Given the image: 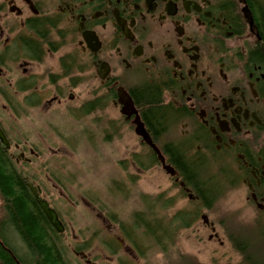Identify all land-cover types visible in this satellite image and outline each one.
<instances>
[{
  "label": "flooded vegetation",
  "instance_id": "flooded-vegetation-1",
  "mask_svg": "<svg viewBox=\"0 0 264 264\" xmlns=\"http://www.w3.org/2000/svg\"><path fill=\"white\" fill-rule=\"evenodd\" d=\"M91 80L97 84L81 99L76 91L90 88ZM143 87L160 95L159 128L145 121L138 105ZM137 116L173 175L137 134ZM81 125L94 133L103 130L93 142L110 146L129 131V139L142 146L117 160L121 172L130 175L112 185L124 200L128 185L157 160L191 206L189 213L185 205L173 216L186 220L193 214L191 226L201 219L211 231L209 241L223 245L229 239L218 216L225 193H239L247 217L264 220V0H0V129L10 144L0 140L4 158L26 164L32 161L28 152L38 156L28 148L36 143L26 129ZM85 140L91 143L89 134ZM208 169L215 177L211 183L204 176ZM20 174L26 181L25 172ZM30 184L38 204L32 187L39 199H45L43 190ZM1 190L0 264H32ZM151 194L139 196L146 210L133 218L169 219V192ZM154 199L162 211L152 207ZM49 204L64 225L62 233L51 225L64 241L57 246L85 264H99L77 242L66 244L65 220ZM211 214L217 216L210 219ZM103 220L112 218L103 215ZM112 239L117 252L105 250L104 264L112 257L135 264L147 261L152 244L140 249L131 239L153 240L154 234L121 228Z\"/></svg>",
  "mask_w": 264,
  "mask_h": 264
},
{
  "label": "rangeland",
  "instance_id": "rangeland-1",
  "mask_svg": "<svg viewBox=\"0 0 264 264\" xmlns=\"http://www.w3.org/2000/svg\"><path fill=\"white\" fill-rule=\"evenodd\" d=\"M89 84L90 88H85L83 85L76 91L81 95V99L89 97L97 82L91 80ZM88 128L90 129L89 126L81 125L60 126L54 130H24L36 143L28 148H33L38 156H31L28 152L27 156L31 157L32 161L28 165L18 164V167L29 176L33 185L41 186L43 197L61 212L68 228L65 232L67 238H64L67 241L66 244L68 245L70 241L75 244L77 242L79 247L85 249L95 261L104 264L107 258L105 250H108L110 255L113 251L117 252L112 236L120 234L121 228L131 226V220L136 211L146 210L141 205V200H138L139 196H144L147 192L156 196L167 190L169 192L167 197L173 199L171 200L173 202L170 209L171 216L179 213L185 205L189 213L191 206L187 196H181L179 189L172 185L156 160L154 168L137 176L135 184L128 185L125 196L127 199L124 200L117 188L112 185L114 181L120 179L127 181L130 175L128 172H121L117 160L127 159L131 152L143 150L142 146L138 140L129 139L131 137L129 131L126 132L123 141L105 146L103 143L93 142L95 136L103 130H97L94 133ZM88 134L91 139L90 144H87L85 140ZM11 153L17 152L13 149ZM204 176L209 183L215 179L212 169H208ZM224 195L223 197L226 198H222V202L218 203L220 205L218 216L225 223L227 233L235 231V234L253 239L258 232L264 233V220L253 221L247 217L244 201L239 193ZM150 202L157 211H162L161 207L154 204V202L157 204L156 199ZM103 215L111 217V222L103 220ZM191 216L194 215L190 213L186 215V218ZM216 216L217 214H211L210 219ZM159 218L158 221H163L162 214H159ZM203 224L201 219L196 220L190 228L179 231L174 245L169 244L171 241L167 245L172 246L174 251L176 249L183 254L195 257L201 264H244L242 255L233 241L225 239L223 245L216 240L209 241L207 235L211 231L205 229ZM164 239L169 241L168 237ZM150 243L152 247L147 261L141 258L139 261L135 260V264H170L162 246L153 245V240ZM260 243L257 245L260 246ZM70 254L71 258L68 261L72 260L71 264H85L74 254ZM117 255L124 256L123 253ZM112 260L110 264H119L114 257ZM127 260L122 258L121 264H134L131 260Z\"/></svg>",
  "mask_w": 264,
  "mask_h": 264
},
{
  "label": "trees",
  "instance_id": "trees-1",
  "mask_svg": "<svg viewBox=\"0 0 264 264\" xmlns=\"http://www.w3.org/2000/svg\"><path fill=\"white\" fill-rule=\"evenodd\" d=\"M138 103L145 121L159 128V123L163 121L162 117H164L159 93L150 87H143L138 91ZM4 155L0 148V188L2 195L7 199L12 223L25 239L27 257L30 258L32 264H69L68 260L71 258L69 249L57 246L64 241L51 227L28 188V183L32 181L27 174L26 181H24L18 164L11 158L6 160ZM26 164L28 165V163ZM144 213L146 214V212ZM190 226L189 217L185 220L179 215H172L169 219H163V221L155 219L152 223L133 218L131 226L123 229L126 233L143 235L153 233V245L162 246L170 264H201L195 257L183 254L176 249L174 251L172 246L170 247L171 244L174 245L175 237L179 231ZM260 232L253 239L235 234V231H228L229 239L234 242L236 249L241 253L244 264H264V233ZM49 235L57 237H49ZM165 237H168L169 241L164 239ZM131 240L132 244L140 249L142 248L141 244H151V240ZM170 241L171 243H169ZM256 242H261V245L258 246ZM168 243L170 245H167Z\"/></svg>",
  "mask_w": 264,
  "mask_h": 264
},
{
  "label": "water",
  "instance_id": "water-1",
  "mask_svg": "<svg viewBox=\"0 0 264 264\" xmlns=\"http://www.w3.org/2000/svg\"><path fill=\"white\" fill-rule=\"evenodd\" d=\"M244 11L246 12V14H250L248 9H245ZM132 106H133V103H132ZM135 112H136V110H135ZM135 122L137 125L136 126L137 134L139 136H141L146 141V143L155 151V153L158 155V158L162 164V167L166 170V172L173 175L174 169L171 166H168L165 164V160H164V157L161 153V150L150 138L149 134L147 133V131L145 129L144 123L141 121L139 116H137V119ZM0 140L6 147L10 146L6 136L4 135V133L1 129H0ZM30 186L32 187V184H30ZM32 191L35 195V198L38 199V204H39L41 210L44 212L45 216L47 217V219L49 220L51 225L57 230V232L62 233L64 231V225H63L62 221L60 220L57 211L50 206L49 202L46 199H39L40 195L36 191L35 188L32 187Z\"/></svg>",
  "mask_w": 264,
  "mask_h": 264
}]
</instances>
